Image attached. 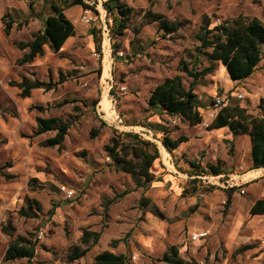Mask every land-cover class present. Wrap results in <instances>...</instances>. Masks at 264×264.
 <instances>
[{"label":"rangeland","instance_id":"obj_1","mask_svg":"<svg viewBox=\"0 0 264 264\" xmlns=\"http://www.w3.org/2000/svg\"><path fill=\"white\" fill-rule=\"evenodd\" d=\"M104 1H98L97 12L86 13L78 6L66 11L76 35L61 52L46 48L37 59L39 66L28 67L18 65V58L7 59L5 45L13 48L16 41L30 40L51 14L50 5L46 0H0V120L7 122L5 131L0 129V168L10 163L17 172L8 179L2 175L10 168L0 171V264H28L27 259L4 261L10 238L2 227L8 220L15 236L31 234L37 241L32 264H94L95 256L104 251L125 255L127 264H168L160 259L172 246L178 248L181 258L198 264H251L244 248L259 245V241L255 239L257 229L250 227L252 217L242 207L248 194L245 186L232 195L229 206L226 204L228 186L240 184V175L251 169L250 138L233 136L228 129L210 130L209 109L219 96L225 97L226 106L239 104L259 114L264 59L256 72L240 83L233 82L220 64L213 74L197 80L203 116L198 126L151 107L149 98L168 77L183 75L187 88L193 83L178 70L181 59L198 62L199 70L208 65L204 59L189 56L196 54L197 35L205 16L217 24L243 13L264 23V0H124L133 8L134 17L125 36L117 39L121 45L117 58L112 53ZM148 12L186 22L178 32L166 34L145 16ZM8 22L13 23L9 36L4 32ZM94 28L103 31L102 53L92 34ZM7 61L16 79L1 71ZM23 76L61 83L49 92L32 91L31 105L20 112L18 103L25 98L10 94V82H20ZM51 116L71 123L61 149L41 146L55 132L30 137L37 126L36 118ZM14 120L18 121L15 126L11 124ZM93 129H99L100 134L93 137ZM114 130L138 133L158 145L160 158L153 166L156 181L149 187H137L131 175L114 167L106 155L104 147ZM165 134L188 140L174 153L165 148V155L159 141ZM21 138L28 144L21 146ZM28 146L33 148L30 164ZM218 161L228 175L189 173L191 162L206 168ZM33 178L43 188L32 189L29 182ZM66 190L73 191V196L69 197ZM27 196L42 205L35 218L18 213ZM144 198L149 204L142 206ZM237 219L242 221L241 229ZM86 229L100 233V238L86 256L70 262L68 253L73 246L85 248L81 238ZM235 230V240H231ZM205 231L208 237L194 240V235Z\"/></svg>","mask_w":264,"mask_h":264},{"label":"trees","instance_id":"obj_2","mask_svg":"<svg viewBox=\"0 0 264 264\" xmlns=\"http://www.w3.org/2000/svg\"><path fill=\"white\" fill-rule=\"evenodd\" d=\"M50 5L51 14L43 19V28L31 35L28 41H16L15 46L22 50H28L23 57L19 58L17 64L22 66L33 63L37 56H43L46 46L51 51L59 53L65 42L76 35V28L73 22L66 16V11L81 6L84 10L97 12L99 0H46ZM90 3H93L92 5ZM103 8L107 12V24L112 42L113 57L117 58L121 45L118 38L125 36V31L129 28L134 17V10L124 0H106ZM151 18L152 22H157L160 31L166 34L178 32L186 21H170L160 14L151 12L145 15ZM12 22H8L4 28L7 36L12 30ZM97 43V49L102 53V29H93L92 32ZM199 44L195 47V55H189L190 59H204L207 66L199 70L198 62L181 59L178 70L193 79V83L187 88L183 75L177 74L166 78L156 86L151 92L149 105L155 107L169 116L180 117L183 122L190 126H198L203 123V116L200 112V99L196 94L197 80H203L208 75L213 74L218 64L223 65L233 82L240 83L249 79L258 69L264 59V23L257 17L245 15L226 18L214 24L209 16H205L197 35ZM61 81L55 82L36 78L31 80L24 77L20 82H10L11 86L21 90L19 96L28 98L35 89H44L46 92L55 90ZM114 94V93H112ZM98 101L95 102L97 104ZM43 111V107H36ZM259 114L255 115L248 108L239 104L224 106L217 116L210 123V130L228 129L233 136H248L251 142V169L264 168V96L260 99ZM37 126L31 138H35L46 133L55 132L53 137H49L41 142L44 148L61 149L71 128V123L64 121L60 117L51 116L48 118L37 117ZM146 127V126H144ZM100 134L99 129H93L91 135L96 137ZM156 137V136H155ZM186 137L173 139L169 134H165L159 139L162 145L170 152L174 153L182 143L186 142ZM106 155L112 160V164L121 172L131 175L137 187L147 188L156 181L153 172L155 162L160 158L159 147L153 141L144 139L138 133L120 132L114 130L109 143L104 147ZM0 168L3 171L10 167ZM191 173L195 176L202 175H228L222 162L217 164H207L204 168L201 164L191 162ZM3 176L10 179L11 175L3 173ZM29 186L32 189L39 187L35 178L31 179ZM240 187L229 189L226 204H231L232 195ZM142 206L149 204V200L144 198ZM42 212L41 203L27 196L25 205L18 213L27 218H35ZM251 216L264 215V199L257 200L250 210ZM2 232L10 238L7 249L4 253V261L12 262L27 259L28 264H32L37 256V241H34L30 234L28 236H15V228L11 220L3 225ZM100 233L84 230L81 243L85 246H73L68 253L70 262L77 261L90 251L91 245L97 243ZM253 246H246L248 250ZM127 257L123 254L117 255L110 251H104L95 256L94 264H127ZM160 261L168 264H198L194 261H187L180 257L179 250L172 246L166 251Z\"/></svg>","mask_w":264,"mask_h":264},{"label":"crops","instance_id":"obj_3","mask_svg":"<svg viewBox=\"0 0 264 264\" xmlns=\"http://www.w3.org/2000/svg\"><path fill=\"white\" fill-rule=\"evenodd\" d=\"M78 7H81V6H78ZM81 9H82V7H81ZM69 39L65 42V44H64V46L62 47L61 50L64 49V47H65L66 43L69 41ZM5 46H6L5 49L7 50L6 53H5L7 59H8V57L11 58V59H13V58L14 59L18 58L19 59V58H21L20 55H22V57H23V55L28 52V50L22 51V50L18 49L16 46L13 47V48L10 47L8 44L5 45ZM46 48L51 50L49 46H46ZM46 48H45V51H46ZM39 57H42V56H37L35 58L36 62L34 60L33 63L25 64V66L27 65L28 67H38L40 63L37 62V59H39ZM22 66H24V65H22ZM9 67H10V62L8 63V61H7V63H3V67L1 68V71L4 72V74L11 75V76L12 75L16 76V75H14L13 72L11 73V68L9 69ZM23 77H25V76H23ZM23 77H22V79H23ZM16 78H17V76L15 77V79ZM16 82H17V80H16ZM36 90H41V89H35L33 91H36ZM20 93H21V90L18 87H15V86H11L10 87V94L13 97L18 96ZM31 101H32V97L31 96L28 97V98H25V100H23L21 103H18V110L20 112L25 111L28 108V106L31 105ZM210 120H211L210 122L213 121V119H210ZM17 123H18V121H15V120L13 122H11V124H14V126ZM5 127H7V122H3V120L1 119L0 120V129L4 130ZM21 139H22V141H20V140L18 141V143L21 146L28 144L23 138H21ZM25 149L26 150L29 149L27 151L26 155L28 156L27 158H29L28 159V163L30 164V161L32 159L31 158L32 157V151H30V150H33V148H31V146L30 147L28 146V147H25ZM23 166H25V165H23ZM27 166H29V165H26L25 167H27ZM8 168H10L11 171H8V172L6 171L5 172L6 174L11 175V176H17V172L15 171L16 167H14V165H12V166H10ZM23 170H24V168H23ZM30 176L38 177L37 174H31ZM240 177H242V182H240V184H237V185H235V184L231 185L230 184L228 186V188H232V187H235V186L241 187L242 185L245 186V188L247 189L246 192H248V194L245 196V198L243 200V204H242L243 206L242 207L244 209H247V213L250 214V210H251L252 206L254 205V203L257 200L264 199V168L255 169V170H251V171L248 170L247 172H245V174L240 175ZM246 192L243 191L242 193L246 194ZM1 208L2 207L0 206V214H1ZM251 217H252V220H251V223H250V227L252 229H257L256 230L257 235H256L255 239L259 241V245L257 243L256 246H253L252 248L248 249L247 253H246V256H248V260L251 262V264H264V249L260 245V238L264 234V226L262 227V226H260V224L264 223V221H262V219L264 218V215L251 216ZM241 222H242L241 219L240 220L239 219L236 220V223H238V229H241V225H242ZM233 232H234V235L231 237V240H235V237H236V234H237L236 230L233 231ZM237 236H240L239 232H238ZM241 238H243V240L244 239L247 240V237H241Z\"/></svg>","mask_w":264,"mask_h":264},{"label":"built area","instance_id":"obj_4","mask_svg":"<svg viewBox=\"0 0 264 264\" xmlns=\"http://www.w3.org/2000/svg\"><path fill=\"white\" fill-rule=\"evenodd\" d=\"M86 13L89 12V10H85ZM84 20L86 22H90V19L87 17V16H84L83 17ZM238 98L242 99L243 98V95H238ZM225 97H216L212 103V106L211 108L209 109V116L211 119H214L218 112L221 110V108H223L225 105ZM211 178H213V176H210ZM67 194H69L68 196L71 197L73 196V191H68L66 190ZM209 233L208 232H200V233H197L196 235H194V240L198 241V240H201V239H205L206 237H208ZM260 245L262 246V248L264 249V234L263 236L260 238Z\"/></svg>","mask_w":264,"mask_h":264},{"label":"bare ground","instance_id":"obj_5","mask_svg":"<svg viewBox=\"0 0 264 264\" xmlns=\"http://www.w3.org/2000/svg\"><path fill=\"white\" fill-rule=\"evenodd\" d=\"M109 69H110V68H109ZM102 103H103V102H102ZM104 103H105V102H104ZM104 105H105V104H104ZM161 146H162V145H161ZM163 149H165V147H164V146H163ZM164 151H165V153H163V154H165V155H166V154H167V153H166V151H167V150L165 149Z\"/></svg>","mask_w":264,"mask_h":264}]
</instances>
